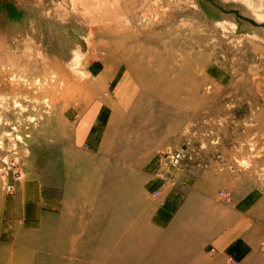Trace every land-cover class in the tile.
<instances>
[{"label":"rangeland","instance_id":"374dc122","mask_svg":"<svg viewBox=\"0 0 264 264\" xmlns=\"http://www.w3.org/2000/svg\"><path fill=\"white\" fill-rule=\"evenodd\" d=\"M36 1L49 4L50 0ZM40 7L31 12L24 0H0V167L3 160L19 163L25 170L21 181L29 174H40L32 159L43 155V147L53 145L58 131L67 129L64 116H70L76 106H84L93 94L79 84L85 78L84 63L73 67L65 64L70 49L57 25L58 20L63 21V10ZM65 8L69 14L75 11L76 16L87 17L86 24L92 23L94 29L114 22L133 26L146 35L155 24V31L168 47L180 56L195 57L196 90L193 94L189 80L184 82V96L179 98L185 104H169L167 99L150 101L156 107V120L142 122H155L156 129L140 137L136 132L134 141L139 140L147 150L153 145L159 147L136 153L134 162L138 163L143 154H152L147 163L153 160L155 166L130 165L129 194L124 202L121 178L115 176L117 181H110L108 187L99 185L100 180L88 185L83 181L81 199L72 196L67 200L66 217L52 219L46 231L27 239L26 246L31 247L27 257L34 263L53 264L57 256L50 247L62 234L78 250L74 264H217L205 257L216 254L205 252L203 245L207 243L198 238L199 233L194 237L187 227L177 232L175 228L154 226L149 212L154 207L153 197L161 196L162 191L157 195L145 192L143 177L170 176L175 166L192 169L195 181L202 175L203 181L194 184L209 189L208 195L205 199L192 198L190 210L196 212L205 201L208 215H187L182 224L192 227L202 219L208 223L211 211L221 215L230 207L239 208L235 203L250 196L257 198L253 205L258 210L255 223L264 224V0H72ZM75 27L69 26L66 38L69 42L81 39L79 44L87 52L88 41ZM15 31L22 33L19 36ZM106 33L116 32L103 28L94 35L96 45L101 46L97 61L109 54L103 46ZM113 73L112 90L125 92L120 108L131 111L140 89L131 78L123 87V72ZM179 105L196 109L182 113L177 121L173 113ZM134 113L133 109L128 118L135 117ZM123 121L127 123V118ZM115 138H120L119 142L122 139ZM82 143L87 144L81 137L77 144ZM179 153L182 160L175 165L172 159ZM115 186L119 194L114 196L106 189ZM221 192L228 195V201L234 198L232 205L223 204ZM22 248L0 249V264H9L13 255H21Z\"/></svg>","mask_w":264,"mask_h":264},{"label":"crops","instance_id":"0c3cea01","mask_svg":"<svg viewBox=\"0 0 264 264\" xmlns=\"http://www.w3.org/2000/svg\"><path fill=\"white\" fill-rule=\"evenodd\" d=\"M119 99L115 98L120 107ZM71 113L62 119L67 129L58 131L54 135L56 138L53 145L48 149L43 147V155H36L32 159L34 165L40 168V174H29L25 180L15 184L11 193L6 190L7 182L0 177V249L10 250L16 246H24L34 235L46 231L52 219L65 218L69 207L67 200L72 196L81 199L83 181L88 185L100 180L99 185L108 187L107 184L114 182L115 176L117 179L121 178V183L125 185L121 191L124 202L129 194L130 165L144 168L155 166L153 160L151 164L147 163V160L153 158L152 154H143L138 163L134 162L136 153L139 155L149 150L156 151L159 147V144L153 145L147 150L139 140L134 141L137 124L135 117H127L128 128L121 141L128 147L122 149L123 153L118 148L107 150L103 147L105 135L101 134V128L99 135L98 129L95 132L81 133L82 125L90 122L91 114L87 108H82L77 113L75 107ZM137 136L140 137V134ZM80 137L93 143L94 148H88L84 143L77 144ZM83 145L86 147L85 151L82 150ZM23 173L25 176L24 167ZM169 174L170 176L164 174L150 179L143 177L145 192L156 195L157 191H162L161 196L153 197L154 207L149 212L155 227L175 228L177 232L185 231L184 228L187 227L191 234L195 233L194 237L199 233L198 238L207 243L203 245L205 252L212 251L216 254L205 256L213 260V263L224 264L226 261L235 264H264V224L257 225L254 216L258 211L253 206L257 203V198L250 196L239 201L235 203L239 208L230 207L221 215L211 211L208 223L207 219H202L197 225L192 223L194 226L191 227L180 222H186L187 215H208L205 201L195 209L196 212L201 211L198 214L191 212L190 208L195 196L205 199L209 189L205 190L202 185L194 184L203 179L202 175H198L199 178L195 181L192 169L175 166L170 169ZM219 199L226 205H232L234 200L231 197L228 201L221 195ZM260 233L262 237H259Z\"/></svg>","mask_w":264,"mask_h":264},{"label":"bare ground","instance_id":"6f19581e","mask_svg":"<svg viewBox=\"0 0 264 264\" xmlns=\"http://www.w3.org/2000/svg\"><path fill=\"white\" fill-rule=\"evenodd\" d=\"M71 1L72 0H50L49 4H46V2H37L36 0H24V3L25 7L27 6V4L29 5V11L31 12H36L35 8L40 10L41 5H45L46 8H54V12L56 8L63 10L61 12L63 21L61 22L60 20H58L57 25L59 31L61 30V34L65 39V43L68 44L67 47L69 46L70 49V51H68L70 52V57H64L66 60L65 64H67V66L69 67H73L77 65L79 66L84 63L82 74H84L83 76L85 78H81H84L85 80L82 79V81H80L81 83L79 84L80 86L82 85V90H87L88 88H90L93 91L92 97L90 99L91 101L83 100L84 106H76V109H78L79 111L82 108H87L91 114L89 116L90 122H85L82 125L81 133L85 134L86 132H95L98 129L97 132L99 135L101 128V134L105 135V142L103 143V147H105L107 150L118 148L120 149V151H122V149H126V147L128 146L124 145L122 141L119 142L120 138L115 137H122V135L127 132L128 125L123 120L128 117L133 109L135 110L134 115L137 119L135 131L139 134H144L147 130L156 129L155 122H151L150 124L142 122V120L145 121V119H152V121L156 120V107L150 101H152L153 99H167L169 100V104H182L184 100H181L179 98L184 96L182 95L184 91L183 84L184 82L186 83L189 80H191L190 82L193 88V94H195V57L193 55L189 57V54H187L186 56H180L173 47H168L167 41H161L160 38H162V36L159 35L160 33L158 34L155 31V24L152 25V28L149 29L146 35H143L142 31L139 29L133 30V26H118V24H113L114 22L112 24L103 25V27L100 26L101 28L98 27V29H94L92 23L86 24V22L88 21L87 17L83 16L82 14L80 16H76L75 11H72V14H69L67 12V9L65 7H67L71 3ZM85 9L86 8H82V10ZM55 17L56 16H54V18ZM143 17L144 19L147 18V15L144 14ZM66 19L69 20L68 23H66ZM104 22L106 21H103V23ZM70 25L76 26L74 29L76 30V32L80 29L81 33L84 34L83 38L87 39L88 46H90L87 52L83 48L82 44H79V41L81 39L78 42H69V40L66 38V33L68 32ZM52 27L55 28L54 26ZM103 28H110L116 33H112L111 35H108V33L105 34L104 39H106L107 42L103 44V46L108 48L109 54L108 56H105L106 59H104L103 61H97V51L100 50L98 48L101 46L96 45V42L94 41V35L96 34V32H100ZM16 33H18L17 35H19L22 32L15 31L14 34ZM92 36L93 39H91ZM41 37L43 36L41 35ZM110 37H112L113 39H109ZM104 66L105 68L102 69V67ZM117 70L119 71V73L123 72L122 76L126 78L122 79L123 87H126L125 84L128 81V78H131L134 84H136V86H138L140 89V93L137 96L138 101L131 111H123L119 107V105H117V102L115 100L116 97L120 98V101L121 99L123 100L125 92L120 91L119 93L118 90L115 92L110 86V83L114 78L113 72ZM193 97L195 96L193 95ZM183 103L185 104V102ZM195 109L196 106L189 110L188 108L181 107V105H179L177 110H175L173 114L176 120L179 121L178 117L182 113H185L187 111L193 113ZM176 128H179V124H176ZM79 140H81V137L79 138ZM82 140L84 141L85 139L82 138ZM85 142H87L89 147L94 148L93 143H90L89 140H85ZM114 181H117V179H115ZM106 190L111 192L114 196L119 194L118 187H113ZM120 209L122 210V207H118V210ZM56 240L57 242L52 244L50 249L51 253L57 256V259L56 261L53 260L51 263L74 264L73 257L78 254V250L74 246H70L69 242L67 243L65 241L62 234L59 235V238ZM105 248L107 249V247ZM30 249L31 247H27L26 245L23 246L20 251L18 250L19 254L21 253V255H13V258L10 259L9 264H41V262L34 263L31 258L29 259L27 257L26 253ZM63 255H69V258ZM119 260L120 262L123 261L122 259Z\"/></svg>","mask_w":264,"mask_h":264},{"label":"built area","instance_id":"2783aa9c","mask_svg":"<svg viewBox=\"0 0 264 264\" xmlns=\"http://www.w3.org/2000/svg\"><path fill=\"white\" fill-rule=\"evenodd\" d=\"M172 160H173V164L179 165L182 160V154L181 153L175 154ZM0 177L7 182L6 190L9 193H11L15 188V184L21 181L24 177L22 171V165H20L17 162L9 163L6 162L5 160L1 161ZM158 194H160V192ZM221 197H223L224 199L228 198L226 195L223 194H221Z\"/></svg>","mask_w":264,"mask_h":264}]
</instances>
